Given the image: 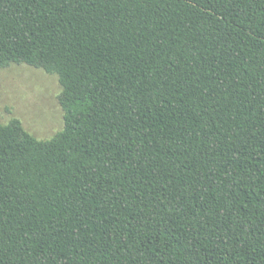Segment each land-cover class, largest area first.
Here are the masks:
<instances>
[{
	"label": "trees",
	"instance_id": "1",
	"mask_svg": "<svg viewBox=\"0 0 264 264\" xmlns=\"http://www.w3.org/2000/svg\"><path fill=\"white\" fill-rule=\"evenodd\" d=\"M12 63L64 127L0 122V264H264V0H0Z\"/></svg>",
	"mask_w": 264,
	"mask_h": 264
},
{
	"label": "rangeland",
	"instance_id": "2",
	"mask_svg": "<svg viewBox=\"0 0 264 264\" xmlns=\"http://www.w3.org/2000/svg\"><path fill=\"white\" fill-rule=\"evenodd\" d=\"M59 76L26 63L0 67V122L18 118L25 129L42 140L64 127V110L58 96Z\"/></svg>",
	"mask_w": 264,
	"mask_h": 264
}]
</instances>
